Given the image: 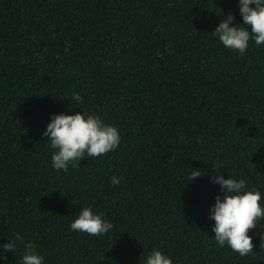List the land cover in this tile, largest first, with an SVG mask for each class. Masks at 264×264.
Here are the masks:
<instances>
[{
    "label": "trees",
    "instance_id": "trees-1",
    "mask_svg": "<svg viewBox=\"0 0 264 264\" xmlns=\"http://www.w3.org/2000/svg\"><path fill=\"white\" fill-rule=\"evenodd\" d=\"M229 13L242 24L237 0H0V244L19 232L45 264H144L153 248L174 264H264L258 238L247 257L217 246L219 186L185 180L221 171L264 193V46L224 48L211 33ZM73 92L122 139L58 172L42 132L82 111ZM84 206L111 233L71 231Z\"/></svg>",
    "mask_w": 264,
    "mask_h": 264
},
{
    "label": "clouds",
    "instance_id": "clouds-1",
    "mask_svg": "<svg viewBox=\"0 0 264 264\" xmlns=\"http://www.w3.org/2000/svg\"><path fill=\"white\" fill-rule=\"evenodd\" d=\"M237 7L242 24H234L235 17L229 13L223 16L211 35L224 48L243 56L250 41L264 46V0H237ZM68 101L72 109L82 111L50 114L42 132L52 150L51 167L58 172L75 167L85 157L96 158L115 151L122 139L116 126L82 107L84 97L81 94L73 92ZM212 172L216 174L191 169L185 180L194 182L207 175L212 184L219 186V194L208 210L209 219L214 222L211 230L217 246L227 247L240 257L256 253L254 239L258 238L260 248L264 247V193L255 187L249 188L248 181L243 178L229 175L224 178L221 171ZM120 182V177H110L111 185ZM69 227L73 232L104 237L111 233L114 225L91 206H84ZM7 239L9 242L0 244V264H11L7 254H13L20 246L23 247L20 264H45V256L37 251L36 243L26 240L23 234L16 232ZM144 264H174V261L171 255L153 248Z\"/></svg>",
    "mask_w": 264,
    "mask_h": 264
}]
</instances>
